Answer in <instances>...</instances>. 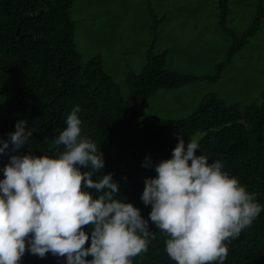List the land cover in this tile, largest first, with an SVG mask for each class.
<instances>
[{
	"label": "trees",
	"instance_id": "1",
	"mask_svg": "<svg viewBox=\"0 0 264 264\" xmlns=\"http://www.w3.org/2000/svg\"><path fill=\"white\" fill-rule=\"evenodd\" d=\"M78 1L0 0V140H6L7 134L15 130V123L24 119L26 128L31 127L33 133L19 153L27 154L30 150L36 156L58 155L62 146L54 143V137L66 127L65 120L72 108L79 105L82 134L100 147L105 160L103 169L93 179L102 173H113L119 184L118 195L139 208L148 219L151 207L145 206L140 196L144 178L156 174L152 167H142L145 157L154 165L170 158L178 135L190 141L198 133H204L197 141V152L208 157L209 162L221 161L224 170L235 176L247 191L256 193V200L264 205V92L261 103L244 110L239 104L229 105L216 94H210L185 119L153 117L134 126L158 91L221 79L235 54L262 30L264 0H258L257 14L241 33L228 23L230 0H218V27L231 40V46L226 60L216 66L214 76L185 75L168 69L169 51L156 52L155 36L146 52L143 71L136 74L131 70L127 76V99L106 72L102 56L83 61L71 14ZM151 17L155 25L152 30L157 35L165 18L153 13ZM7 162L8 156L0 155V167ZM149 230L155 233V238L147 251L132 257V264H175L165 252L166 235L151 221ZM228 249L224 264H264V211L228 243ZM19 264L65 262L63 257L51 253L44 258L30 254L26 243Z\"/></svg>",
	"mask_w": 264,
	"mask_h": 264
},
{
	"label": "clouds",
	"instance_id": "2",
	"mask_svg": "<svg viewBox=\"0 0 264 264\" xmlns=\"http://www.w3.org/2000/svg\"><path fill=\"white\" fill-rule=\"evenodd\" d=\"M80 111L73 107L54 137L58 155L19 153L33 133L24 119L0 140V155L8 156L0 167V264H19L26 243L28 253H51L65 264H132L155 238L149 221L166 235L165 252L175 264H224L228 243L264 211L256 193L221 161L199 154L195 139L178 135L170 158L142 162L156 174L143 181L140 199L151 207L145 219L118 195L113 173L93 179L105 160L82 134Z\"/></svg>",
	"mask_w": 264,
	"mask_h": 264
},
{
	"label": "rangeland",
	"instance_id": "3",
	"mask_svg": "<svg viewBox=\"0 0 264 264\" xmlns=\"http://www.w3.org/2000/svg\"><path fill=\"white\" fill-rule=\"evenodd\" d=\"M257 5L258 0H230L229 25L243 32L257 14ZM152 13L165 18L157 35L152 30ZM71 14L83 61L102 56L106 72L118 83L125 99L129 97L127 76L131 70L136 74L143 71L155 36L156 52L169 51L167 68L185 75L214 76L231 46L218 27V0H80ZM263 92L264 22L258 35L235 54L221 79L158 91L134 126L153 117L185 119L210 94L244 110L261 103ZM203 135L198 133L194 139L199 141Z\"/></svg>",
	"mask_w": 264,
	"mask_h": 264
}]
</instances>
